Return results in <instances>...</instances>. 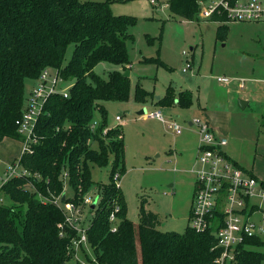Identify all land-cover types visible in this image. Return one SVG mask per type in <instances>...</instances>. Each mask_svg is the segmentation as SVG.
<instances>
[{
	"label": "trees",
	"instance_id": "16d2710c",
	"mask_svg": "<svg viewBox=\"0 0 264 264\" xmlns=\"http://www.w3.org/2000/svg\"><path fill=\"white\" fill-rule=\"evenodd\" d=\"M127 1L0 0V140L22 139L15 122L28 105L25 79L38 81L51 67L64 79H75L67 97L56 93L45 104L34 152L20 158L27 175L12 178L1 188L0 264H84L75 256L73 239L78 231L65 223L63 209L51 201L65 194L64 177L75 192L64 200L82 204L92 188L98 197L96 207L101 200L99 209L90 205L95 215L86 232L96 264H218L220 249L212 228L164 231L160 215L144 206L138 225L124 216L119 180L125 171V136L119 126L108 127L104 102L130 98V77L124 75L130 67L126 38L136 18L111 9V4ZM204 1L166 4L173 14L194 20L200 18ZM70 44L73 54L64 64ZM103 61L120 69L105 79L94 70ZM152 95L136 85L137 101ZM192 100L186 89L179 94L169 91L156 103L171 106L178 101L187 106ZM108 165L112 167L108 182L96 181L92 169ZM117 205L121 222L112 231L110 215ZM257 247H264L261 236L247 239L235 258L224 264H262L264 251Z\"/></svg>",
	"mask_w": 264,
	"mask_h": 264
},
{
	"label": "rangeland",
	"instance_id": "374dc122",
	"mask_svg": "<svg viewBox=\"0 0 264 264\" xmlns=\"http://www.w3.org/2000/svg\"><path fill=\"white\" fill-rule=\"evenodd\" d=\"M156 1L157 4L151 0L111 4L115 14L136 18L135 24L128 27L126 38L130 98L104 102L108 127L119 126L125 136V171L119 180L126 209L124 216L138 225L139 211L144 206L160 215V228L164 231L183 233L190 226L196 183L192 169L198 166L200 138L199 127L189 122L195 117H206L227 138L225 150L230 156L258 176L260 185L251 200L259 209L253 219L264 228V199L258 196L263 189L261 180L264 181V21L223 22L203 18L201 13L200 18L189 20L173 14L167 0ZM222 27L226 29L220 30ZM73 50L74 44H70L64 64L70 61ZM115 69L120 66L103 61L94 70L107 79ZM57 72V68H49L51 76ZM220 76L231 78V82L219 81ZM64 80L58 83V90H70L75 82L73 78ZM37 83L25 79L27 99ZM137 84L153 95L144 102L137 101ZM186 89L193 94L190 105L156 103L169 91L179 94ZM240 100L248 101L246 107H241ZM143 108L147 112L160 110L165 121H176L182 126V133H174L158 118L140 114ZM117 116L122 117L120 122ZM23 147L21 139L0 140V177L7 178L8 168L13 163L18 165ZM111 169V165L93 168V178L108 182ZM18 172H22L19 166ZM3 183L0 181V187ZM64 189L67 199L74 197L75 192L65 177ZM96 195L92 188L86 196L94 201ZM100 202L96 209L100 208ZM84 209L81 226L88 227L95 214L89 210L90 206ZM120 222L121 218H117L114 224ZM260 236L264 241V231ZM256 249L264 251V247ZM76 252L78 261L96 264L90 244Z\"/></svg>",
	"mask_w": 264,
	"mask_h": 264
},
{
	"label": "built area",
	"instance_id": "2783aa9c",
	"mask_svg": "<svg viewBox=\"0 0 264 264\" xmlns=\"http://www.w3.org/2000/svg\"><path fill=\"white\" fill-rule=\"evenodd\" d=\"M151 2L157 4L156 0ZM199 13L203 18L216 16L224 18L225 21H264V0H206L202 2ZM218 80L227 84L231 82V78L227 76H220ZM63 81L65 80L59 70L56 76H51L49 68L42 71L36 87L30 94L26 109L15 122L24 144L22 155L34 152V145L38 142L37 122L44 112L48 99L56 93H61L64 97L69 95V89H57L58 83ZM240 85L241 88L245 86L243 79ZM146 115L166 122L167 127L174 133H182V126L176 121H165L160 110L146 112ZM116 120L120 122L122 117L117 116ZM193 124L199 127L200 142L197 151L198 166L194 169L196 183L190 227L197 232L213 229L216 238L215 247L220 249L216 262L224 264L235 258L237 249L247 239L260 236L264 231V228L253 219V214L259 206L251 200L256 195L255 189L260 185V181L256 175L236 164L235 160L225 152L227 138L221 136L206 119L195 117ZM18 166L21 167L20 161L18 165L13 163L8 168L7 178L0 177V181L4 182L3 185L12 178L27 175V171L23 169L19 173ZM258 196L264 199V186ZM2 200L3 197L0 196V201ZM51 201L63 209L65 223L78 231L79 236L73 239V244L75 251H82V247L88 244L86 233L88 227L81 226V217L84 208L89 207L93 200L88 196L82 204H75L61 197ZM119 210L120 206L117 205L110 215L112 231L117 230L118 225L114 222L118 218L116 212ZM75 256L78 260L77 252Z\"/></svg>",
	"mask_w": 264,
	"mask_h": 264
},
{
	"label": "water",
	"instance_id": "95a60500",
	"mask_svg": "<svg viewBox=\"0 0 264 264\" xmlns=\"http://www.w3.org/2000/svg\"><path fill=\"white\" fill-rule=\"evenodd\" d=\"M124 75H125V76H129V75H130V70L127 69V70L124 72ZM157 98H159V97H157ZM247 103H248V101H246V100H240V105H241V107H243V108L246 107ZM146 112H147L146 108H143L142 110L139 111L140 114H146ZM62 199H65V194L63 195ZM97 202H98V197H96V198L94 199L93 203L91 204V208L94 209V208L96 207V205H97Z\"/></svg>",
	"mask_w": 264,
	"mask_h": 264
},
{
	"label": "crops",
	"instance_id": "0c3cea01",
	"mask_svg": "<svg viewBox=\"0 0 264 264\" xmlns=\"http://www.w3.org/2000/svg\"><path fill=\"white\" fill-rule=\"evenodd\" d=\"M176 102H178V101H176ZM144 115H146V114H144ZM205 119H206V120L212 125V127L216 130V128H217V127H216V124H215V123L212 124V123L208 120V118H206V117H205ZM189 124L192 125V121H190ZM216 131H217V130H216ZM217 132H218V131H217ZM198 133H199V131H198ZM218 133H219V132H218ZM219 134H220V133H219ZM199 138H200V134H199ZM227 144H228V143H227ZM227 144H226V145H227ZM198 145H199V142H198ZM226 145L224 146V150H225ZM197 150H198V149H197ZM225 152L230 156V154L227 152V150H225ZM230 157H231V156H230ZM231 158H232V157H231ZM195 167H196V166H195ZM195 167L192 169L193 172H195V171H194ZM256 176H257V175H256ZM257 177H258V176H257ZM261 181H262V180H261ZM263 182H264V181H263ZM257 211H258V210H257Z\"/></svg>",
	"mask_w": 264,
	"mask_h": 264
}]
</instances>
